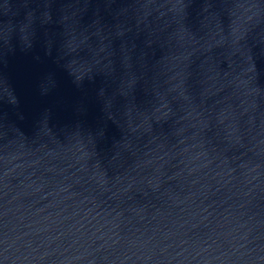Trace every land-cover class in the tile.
<instances>
[{"label": "water", "instance_id": "95a60500", "mask_svg": "<svg viewBox=\"0 0 264 264\" xmlns=\"http://www.w3.org/2000/svg\"><path fill=\"white\" fill-rule=\"evenodd\" d=\"M0 264H264V0H0Z\"/></svg>", "mask_w": 264, "mask_h": 264}]
</instances>
